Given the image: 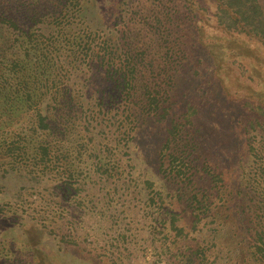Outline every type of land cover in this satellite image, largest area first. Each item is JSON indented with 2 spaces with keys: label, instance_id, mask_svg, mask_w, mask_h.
I'll return each instance as SVG.
<instances>
[{
  "label": "trees",
  "instance_id": "trees-1",
  "mask_svg": "<svg viewBox=\"0 0 264 264\" xmlns=\"http://www.w3.org/2000/svg\"><path fill=\"white\" fill-rule=\"evenodd\" d=\"M150 1L141 2L143 10L133 15L115 13L106 24L90 6L92 0H0V122L14 126L0 136V160L5 159L9 167H25L41 179L47 176L52 191L62 188L66 174L72 179L93 168L112 176L122 167L117 155L108 156L104 163L99 154L92 168L85 164L84 150L91 151L89 143L95 139L88 136L90 119L98 121L101 114L107 117L115 109L123 117L126 149L134 140L135 126L143 120L168 119L171 108L165 104L171 99L170 91L194 64L186 62L178 32L186 25L182 17H189L185 27L191 38L205 39L212 29L218 30L255 44L264 54L260 0H178L182 7L176 3L175 8L186 13L179 14L181 24L167 16L165 0ZM199 2L210 4L205 14L198 11L204 7ZM173 58L179 61L172 62ZM116 102L122 104V111ZM185 119V124L176 116L169 120L160 149V173L178 187L182 199L189 191L187 201L199 211L197 220L205 215L220 221L227 214L220 233L227 241L233 235L234 246L225 247L220 264H264V145H251L252 153L239 158L236 166L241 174H227L229 184L217 191L225 194L224 207L219 208L212 193L216 188L200 186L190 156L182 149L183 137H190L186 125L192 122ZM103 147L93 146V150L102 153ZM66 153H74V165L65 162ZM124 153L130 159V153ZM208 172L216 182H223L222 175L209 168ZM228 219L234 222L225 228ZM176 221L172 230L178 241L185 228ZM8 249L10 255L0 256V264H38L15 245ZM190 251L189 261L200 254ZM201 252L208 262L210 253Z\"/></svg>",
  "mask_w": 264,
  "mask_h": 264
},
{
  "label": "rangeland",
  "instance_id": "rangeland-1",
  "mask_svg": "<svg viewBox=\"0 0 264 264\" xmlns=\"http://www.w3.org/2000/svg\"><path fill=\"white\" fill-rule=\"evenodd\" d=\"M143 1L92 0L90 6L108 24L119 11L133 15L143 10ZM260 1L264 7V0ZM165 3L167 16L181 24L177 19L186 13L175 8L176 3L182 7L179 1ZM197 4H203V10L198 9L203 14L210 9L207 2ZM182 18L186 25L178 32L187 52L186 62L194 64L181 73L170 91L171 99L165 104L171 108L168 119L149 118L135 126L129 149L124 146L123 117L115 109H109L107 117L101 114L98 121L90 119L88 136L95 139L89 143L91 151L84 150L85 164L92 168L99 154L104 163L108 156L117 155L122 167L112 176L93 172V168L72 179L66 174L62 188L52 191L47 176L41 179L25 167H9L5 159L0 160L1 257L9 256L8 248L15 245L34 262L39 260L38 264H220L225 247L234 246L233 235L227 241L220 233L227 214L220 221L205 215L197 220L199 211L187 201L189 191L182 199L178 187L160 173V149L170 118L176 116L183 124L186 117L191 118V124L186 125L190 137H183L182 149L190 156L196 181L210 191L216 188L212 191L215 206L224 207L225 194L220 196L217 191L229 184L227 174H241L236 166L239 158L252 153L251 145H264V54L255 44L224 36L218 30L212 29L205 39L199 35L191 38L185 27L190 24L189 17ZM115 106L122 111L120 102ZM87 113L89 117L90 111ZM9 124L0 122V136L14 129L7 127ZM92 145H103V152H95ZM74 156L66 153L65 162L74 165ZM208 168L222 175L223 182H216ZM148 181L154 186L149 187ZM175 218L176 224L185 228L178 241L172 230ZM233 222L228 219L225 228ZM199 246L210 253L208 262ZM190 249L200 252L191 261L187 256Z\"/></svg>",
  "mask_w": 264,
  "mask_h": 264
}]
</instances>
